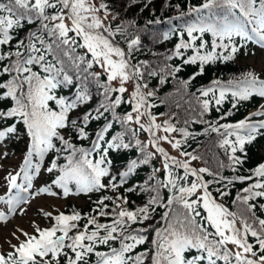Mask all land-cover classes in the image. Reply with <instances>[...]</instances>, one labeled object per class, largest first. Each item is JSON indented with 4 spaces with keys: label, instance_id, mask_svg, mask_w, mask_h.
<instances>
[{
    "label": "snow or ice",
    "instance_id": "snow-or-ice-1",
    "mask_svg": "<svg viewBox=\"0 0 264 264\" xmlns=\"http://www.w3.org/2000/svg\"><path fill=\"white\" fill-rule=\"evenodd\" d=\"M102 10L103 17L100 15ZM192 14L196 19L187 23L184 29L189 40L186 42L181 38L175 45L174 55L182 56V49H193L195 54L188 56L183 63L195 64L199 61L201 72L208 62L233 59L248 42L264 48V0H203L199 6L189 7L187 13H180L181 16ZM108 16L107 5L101 2L97 6L94 0H0V101H10L11 104L6 110H0V121H12L0 128V141L17 133V124L24 126L29 137L20 170L15 174L9 173L7 177L8 191H18L5 202L10 211L28 202V198L21 193L28 192L32 187L30 169L33 158L43 161L53 151L57 159L52 160L47 171L59 172L52 184L62 189L65 197L106 188L115 191L119 187L115 176L108 184L103 182V178L110 176L105 165L111 162L106 158L109 149L129 148L130 145L124 143L119 135L107 141V147L102 145L111 123L97 133L91 150L77 148L62 134L64 129L72 127L80 138L87 137L84 128L78 125L77 120H70L69 114L80 103L90 99L83 87L89 76L104 89L107 103L100 104L95 117L90 113L84 115L83 121L98 119L103 112L111 111L114 120L139 125L140 129L150 133L151 145L163 157L165 175L163 179L157 177L156 173L161 169H155L149 177L155 183L146 181L145 186L140 188V191L152 193L142 207L128 208L129 202L124 196H104L96 202L95 214L87 217L76 211L70 215L60 212L55 216L45 213L53 221L51 226L43 229L36 226L34 234L21 230L24 239L16 237L18 245H11L12 251L6 255L0 254V264H89L93 255L95 264H146V261L148 264H264V218L256 214L257 204L253 202L258 198L264 200V163L248 176L235 177L240 182L250 181L232 201L240 210L232 211L218 203L209 191V185L220 183L225 178L217 180L218 173L208 167H192L191 162L200 159L198 155L181 152L180 155L187 159L180 160L169 156L159 146V141L163 140L180 149L182 140H170L169 135L157 136L155 130L162 129L166 134L178 132L184 139L197 134L187 128H177L170 120H165L162 125L155 123L156 117L149 111L153 105L148 101V97H153L155 92H145L148 84L140 82L144 79L147 62L133 64L130 61L132 52L140 45V38L128 39L127 50L120 47L116 37L124 35L126 29L120 25L113 28L110 22L105 23ZM33 24L37 25V31L29 32L24 39H15L18 30ZM205 33L212 35L210 50L203 39ZM14 40V46L5 50L6 46L13 45ZM197 40H200L198 45ZM81 49L84 50L82 54L78 51ZM94 66L102 69L106 82H100L101 73L89 71ZM179 71V67L173 68L168 74L174 75ZM148 75L156 76L158 73L153 70ZM117 80L119 86L112 87V82ZM74 81L78 82L74 99L57 95L58 88L73 85ZM129 81L136 82L128 101L132 110L120 117L116 108L128 91L125 84ZM164 82L162 77L160 83ZM181 83L187 88L189 82ZM213 85L219 88L218 98L215 97L216 87L200 90V95L209 97L212 93L216 105L222 103L227 93L236 102L247 100L254 94L264 97V79L253 72L226 84L213 81ZM113 92L120 95L112 99ZM197 100L201 106V119H194L193 122L209 124L204 133L211 131L218 135V146L225 150L230 166L242 164L243 160L237 152L244 153L246 144L254 141L257 135H264V120L252 122L249 117L237 123H209L202 117L209 110L210 99L200 100L198 97ZM232 107L235 108L236 103ZM253 115L264 117V111ZM144 116L148 117L147 126L141 123ZM132 131L135 134V130ZM136 144L144 154L143 159L139 162L132 160L128 169L120 173L121 184L138 164H148L155 155L147 152V145L139 140ZM93 153H97L99 158H92ZM61 155L66 163L58 165ZM173 166L183 169V174L174 172ZM40 167V163L35 164L36 173H39ZM220 167H225L222 161ZM204 174L212 176L213 180H205ZM21 175L24 183H18ZM189 177L194 179L189 180ZM229 184H233V180H228L224 187ZM73 185L75 192L71 187ZM164 189L169 193L166 200L161 195ZM217 192L221 197L229 194L221 189ZM40 193L57 195L51 186L40 188L37 195ZM3 200L4 197L0 196V201ZM105 201H111L112 207L109 208ZM157 207L165 209L160 217L164 225L151 228L154 235L149 242L147 233L151 226L135 228L133 225H142L150 220ZM259 208L264 210V203ZM99 217L109 218L110 222L101 223ZM4 218V214L0 213V219ZM82 218L86 222L81 226L79 222ZM145 244L149 246L137 251ZM101 246L107 250H98Z\"/></svg>",
    "mask_w": 264,
    "mask_h": 264
},
{
    "label": "trees",
    "instance_id": "trees-1",
    "mask_svg": "<svg viewBox=\"0 0 264 264\" xmlns=\"http://www.w3.org/2000/svg\"><path fill=\"white\" fill-rule=\"evenodd\" d=\"M97 6L101 2L107 5L109 13L108 20L105 23H111V26L115 28L120 25L126 29L124 35H118L116 40L120 47L127 50V40L135 36H139L140 45L132 52L130 61L133 64H137L142 61L147 62V68L144 69V79L141 83H147L148 88L144 91L152 90L155 92L153 97H148V101L153 105L149 109L151 114L156 117L157 124H163L165 120L170 122L177 128H187L191 133L197 134L194 137L189 136L184 139L178 132L166 134L161 130H155L157 136L169 135L171 140L181 139V148L177 149L178 154L181 152H191L198 155L200 159L192 161L191 166L195 168L208 167L212 172L218 173L216 177L219 180L221 177L225 178L220 183H212L209 185V191L218 203L224 204L232 211H238L237 207L232 203L235 199L236 194L241 192L244 187L248 186L250 181L240 182L235 177L248 176L252 170L258 167L259 164L264 163V156L261 155L260 149L264 143V135H257L256 139L251 143L245 145L244 153L237 152V155L241 156L243 163L239 165H231L227 159V155L224 149L218 146L219 137L216 133L209 131L207 134L204 133V129L209 127L207 123L193 122L201 119L199 112L201 106L198 103L197 98L200 100L210 99L209 110L205 112L202 117L203 120L209 123H237L245 118H251L252 122L258 121V116L253 115L264 107V97L259 95H252L247 100H241L236 102L230 93L226 94L225 99L220 105L215 104V100L212 98L213 94L209 93V97H202L200 90H205L210 87H216L215 97H219V88L213 85V81H220L222 84H226L229 80L242 79L243 75L247 72H253L257 76H260L262 72H258L254 69V64L247 63L246 60L258 49L255 43L248 42L246 46L241 47L240 50L234 55L233 59L224 61L216 60L214 62H208L203 65V71L201 72V64L197 63L185 64L183 61L188 56L194 55L193 49H182V56H175V45L180 42L183 38L186 42L189 40L186 31L184 30L186 24L196 19L195 14L181 16L180 13H187L189 7L199 6L203 0H94ZM101 14L104 15L103 10ZM179 17V18H178ZM151 21V23H149ZM159 21V23H156ZM37 25H26L24 29L18 30L15 34V39H24L27 37L29 32L37 31ZM165 33L168 34V38L165 39ZM194 35L199 36V33ZM203 39L207 42L208 49L210 50L212 35L211 33H205ZM200 40L196 41L198 45ZM13 45L6 46L12 47ZM83 53L84 50H78ZM203 51V50H202ZM222 51V50H218ZM171 57V59H169ZM180 68L179 72L174 75H169L168 71L173 68ZM156 71L158 75L150 76L149 71ZM91 72L101 73L100 82H106V76L103 74L102 69L99 66H94ZM199 73V74H198ZM263 74V73H262ZM165 78L163 84L160 83L161 78ZM181 81H188L187 88H184ZM136 83L135 81H131ZM78 82L74 81L73 85L62 86L56 90L57 95L65 96L69 99H74L77 92ZM83 87L86 89L90 99L80 103L75 110H72L69 114L70 120H77L78 125L83 127L87 137L80 138L75 128L69 127L64 129L62 134L66 139H69L71 143L76 145L77 148L92 149L93 141L97 140V133L103 131L105 126L109 123L112 127L104 134L105 140L102 141V145L107 147V141L112 140L113 137L120 136L124 143L130 145L129 148H112L109 149L107 155V161L110 164H106L110 171V176L103 178V182L108 184L112 176L117 177L115 183L119 187L114 191L111 188H106L101 191H93L90 193H80L78 195L69 194L67 197L63 195L62 189L57 188L52 184V181L59 174L57 170L52 173L47 171V168L51 166V162L57 159V154L53 151L48 153L43 161L38 158H33V167L36 163H40V171L33 176L32 187L29 190H39L43 187L51 186L54 192L63 199L66 203L62 210L45 213H52L53 216L63 212L66 215L72 214L73 211L81 213L82 217H87L93 213V209L97 208V201L102 199L104 196L116 197L124 196L128 200L127 207L135 209L142 207L146 204L149 196L152 193L140 191L142 186H145L147 181L150 184H154L155 181L149 180L155 169H161L160 172L156 173V176L163 179L165 173L163 172V157L156 152L155 148L151 145L150 133L140 129L139 125L135 123L123 124L118 120H114L111 111L103 112L98 119L90 118L86 123L83 121V116L91 114L92 117L97 115L96 109L101 103H107L104 97V89L99 86L96 80L89 76L85 81ZM112 87H117L113 85ZM120 93L113 92L111 98L115 99ZM131 98V94L126 92L122 96V103L116 108L117 116L123 117L127 113L131 112L132 105L128 103ZM233 103H236V107L233 108ZM11 106L10 101H0V110H6L7 107ZM230 113V114H229ZM135 115V113H133ZM224 117V119H221ZM144 121L146 117H142ZM185 121H188L186 124ZM12 121H0V128L6 127L11 124ZM143 123V122H141ZM144 124V123H143ZM18 131L15 134L7 137L3 143L4 152L6 157L15 156L18 159L17 164L10 170V173L15 174L20 170L23 164L24 156L27 152L29 144V137L26 134L25 128L22 124H17ZM135 130V134L133 131ZM139 140L141 144L147 145V152H153L155 155L148 164H138V166L130 173L124 183H120V173L126 171L132 160L140 161L143 159V153L140 151V147L136 144ZM163 140L159 141V146L164 150L167 147L162 144ZM59 146V142H57ZM166 152V151H165ZM181 156V155H180ZM184 160L187 157L181 156ZM92 158L98 159L99 155L93 153ZM223 162L225 167H220V162ZM58 165L66 163L64 156L61 155L57 160ZM3 169V165H0V169ZM7 168V167H5ZM235 168V171H233ZM173 171L178 172L180 175L183 174V169H177L173 166ZM9 173L0 172V193H3L8 186L7 177ZM21 177L18 178V183L21 182ZM194 179L189 177V180ZM205 180H213L212 176L204 174ZM228 180H233V184H229L227 188L224 187ZM73 192H75L74 185L71 186ZM133 189L128 191V189ZM217 189L227 191V196L221 197ZM166 189L161 191V195L165 198L168 196ZM70 195H74L77 199L81 200L82 203L78 204L76 201L70 199ZM257 204L256 214L261 218H264V210L259 208L264 200L257 199L253 201ZM112 207L111 201H105ZM165 209L157 207L153 212L152 218L145 221L144 224L133 225L135 228L149 227L148 240L151 241L154 233L151 228L163 227L164 222L161 221L160 217L163 215ZM203 211V210H201ZM43 215L44 228L50 227L53 223L46 215ZM101 223L110 222L109 218L99 217ZM85 219L80 220V225L85 223ZM239 227V224L237 225ZM113 246H118L114 244ZM149 244L141 245L137 251H143ZM98 250H107L104 246H101ZM234 250V249H233ZM12 251V248L7 251H1L0 254H7ZM95 256L90 257L89 264H95ZM63 264V262H62ZM146 264L148 262L146 261ZM223 264V262H218Z\"/></svg>",
    "mask_w": 264,
    "mask_h": 264
},
{
    "label": "rangeland",
    "instance_id": "rangeland-1",
    "mask_svg": "<svg viewBox=\"0 0 264 264\" xmlns=\"http://www.w3.org/2000/svg\"><path fill=\"white\" fill-rule=\"evenodd\" d=\"M100 15L103 17V14L100 13ZM246 62L254 64V69L258 72L263 73H261L259 77L264 78V48H258L255 53H253L246 60ZM112 83L117 87L119 86L118 80L113 81ZM134 85L135 84L131 81L125 84V87L128 89V91L126 92L127 94L129 93L130 95L132 93V91L134 90ZM261 120H264V117H262ZM141 122H143L147 126L149 123L148 117L146 121L141 118ZM169 139L171 140V138ZM162 144L167 147L165 151L169 154V156L176 157L177 159H182V157L178 154L177 149L173 148L170 143L164 141L162 142ZM4 145L5 143H3V141H0V165H3V169L1 168L0 172L10 173V170H8V168L11 169L12 166L14 167L17 164L18 159L15 156H4ZM260 153L262 156H264V143L260 149ZM70 199L72 201H76L78 204L82 203V201L77 199L74 195H70ZM65 203L66 202L58 195L53 196L48 193H40L37 195V192L34 190L32 191L31 197L29 198L27 203H21L11 211H0V213H3L5 216L4 219H0V250L7 251L12 248L11 245H18L19 241L16 239V237L18 236L20 240L24 239V236L21 234V230L29 234H34L36 226H39L41 229H43L44 213L46 211H60L65 206ZM229 247L234 249V246L232 245H229Z\"/></svg>",
    "mask_w": 264,
    "mask_h": 264
}]
</instances>
